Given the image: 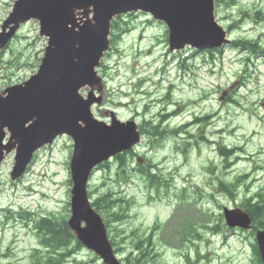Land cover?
Wrapping results in <instances>:
<instances>
[{
	"label": "rangeland",
	"instance_id": "rangeland-1",
	"mask_svg": "<svg viewBox=\"0 0 264 264\" xmlns=\"http://www.w3.org/2000/svg\"><path fill=\"white\" fill-rule=\"evenodd\" d=\"M15 1L0 0V30ZM259 10L264 12V0L223 2L218 18L231 39L260 38L264 48V23L255 15ZM124 24L130 30L105 54L98 70L103 101L93 108L94 115L105 121L114 111L121 120L135 119L146 129L148 121L157 124L165 116L162 129L190 125L184 133L167 134L158 142L145 137L135 149L146 158V169L156 167L163 181L159 192L137 173L132 155L127 157L126 182L115 160L93 174L91 201L109 192L113 211L124 215L110 227L122 250L119 257L137 256L136 244L147 245L152 235L158 264H253L252 237L230 231L221 215L224 206L243 207L264 188V53L249 61L247 53L232 45L213 56L189 47L173 53L166 26L150 15L133 13L122 19ZM47 43L38 21L20 27L0 59V93L38 71ZM198 117L208 119L194 123ZM223 146L239 151L224 159L219 151ZM72 150L69 137L59 138L39 151L15 182L14 153L0 166V264H35L39 237L33 220L53 215L63 221L70 215ZM25 212L31 219L20 218ZM216 223L217 230L204 227ZM191 225L199 237L187 235ZM83 262L103 264L88 250L77 252L67 264Z\"/></svg>",
	"mask_w": 264,
	"mask_h": 264
},
{
	"label": "water",
	"instance_id": "water-1",
	"mask_svg": "<svg viewBox=\"0 0 264 264\" xmlns=\"http://www.w3.org/2000/svg\"><path fill=\"white\" fill-rule=\"evenodd\" d=\"M139 8L150 11L169 25L172 49H180L185 44L200 49L213 48L224 42L225 33L214 21L213 0H19L4 26L14 24V27L8 34L0 35L1 47L20 22L37 18L41 34L50 37L39 74L25 87H13L7 97L0 96V162L4 126L10 127L13 136L22 143L13 178L23 173L33 152L48 137L50 140L60 133L71 134L76 142L72 161L76 189L70 224L88 246L104 255L108 264L119 263L112 256L98 215L89 206L85 185L91 169L119 152L128 142L113 144L115 138L109 129L92 119L89 106L93 101H84L78 92L86 85L98 83L95 67L108 46L111 19ZM76 10H85L87 16L93 13V18L80 24ZM31 120H35L30 126L33 136H21L19 132L27 133L24 126ZM81 121L86 127L79 124ZM121 126L115 124V127ZM129 140H138V134L131 133ZM226 215L230 225L245 227L250 223L249 217L241 211H230ZM82 220L87 222L88 228L80 227ZM260 239L264 255V233L260 234Z\"/></svg>",
	"mask_w": 264,
	"mask_h": 264
},
{
	"label": "trees",
	"instance_id": "trees-1",
	"mask_svg": "<svg viewBox=\"0 0 264 264\" xmlns=\"http://www.w3.org/2000/svg\"><path fill=\"white\" fill-rule=\"evenodd\" d=\"M114 29L116 30L117 29V25L115 24V27H114Z\"/></svg>",
	"mask_w": 264,
	"mask_h": 264
}]
</instances>
